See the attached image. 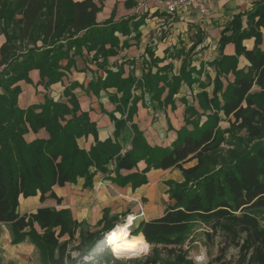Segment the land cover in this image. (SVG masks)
Returning <instances> with one entry per match:
<instances>
[{
    "label": "trees",
    "instance_id": "16d2710c",
    "mask_svg": "<svg viewBox=\"0 0 264 264\" xmlns=\"http://www.w3.org/2000/svg\"><path fill=\"white\" fill-rule=\"evenodd\" d=\"M96 1L103 2L0 0V35L5 37L0 46V223L9 229L11 244H33L41 264H78L79 258L103 237L101 233L117 225L92 231L74 219L68 208L39 207L20 215L19 197L39 192L41 202L52 198L59 204L54 185L84 178V185L90 186L97 171L108 173L118 185L129 183L137 188L147 183L145 173L150 169L174 168L183 180L167 181L168 198L173 202L161 216L150 221L134 220L129 228L131 236L151 246L149 253L126 262L114 258L109 250L93 264H189L183 246L195 222L204 226L206 240L218 239L215 262L226 264V253L234 248V264H264V224L260 220L264 213V48H260L264 0L246 13L245 26L242 15L237 14L221 32L220 55L212 65L216 69L213 93H220L222 101L214 94L209 97L206 91L199 92L196 99L202 111L194 105L186 106L184 121L192 128L181 127L167 147L150 146L132 122V90L141 88L159 108L171 104L181 82H193L189 60L183 59L180 74L170 78V65L154 73L147 69L142 79L123 77L119 66L105 67L107 58L118 50L114 33L124 32V27L122 22L113 23L112 17L105 27H97L95 17L100 6ZM250 38L254 40L252 49L242 44ZM38 41L42 46H36ZM228 43L234 45L233 55L222 52ZM83 49L106 73L90 81L88 88L95 94L116 90L111 102L115 105L113 112L121 116L101 109L114 127L113 138L103 141L96 138L95 124L80 110L71 88L64 89V102L45 96L40 104L26 109L17 106L21 90L16 83L23 80L31 84L30 70L37 69V84L48 88L61 79L62 68L70 69L74 56H82ZM239 56L249 63L246 71L237 69ZM63 60H67L65 65H61ZM229 73L234 78L223 88L220 78ZM253 86L259 88L258 93H251ZM165 88L167 94L161 99ZM208 110L210 113H206ZM218 113L229 123L228 130L218 128L223 120ZM41 129L47 132V138L27 140V134H37ZM242 131L244 135H238ZM88 134L95 141L85 150L77 141ZM125 144L130 148L123 150ZM224 144L229 146L227 156L217 159ZM141 160L146 164L144 170L120 175V170H131Z\"/></svg>",
    "mask_w": 264,
    "mask_h": 264
},
{
    "label": "crops",
    "instance_id": "0c3cea01",
    "mask_svg": "<svg viewBox=\"0 0 264 264\" xmlns=\"http://www.w3.org/2000/svg\"><path fill=\"white\" fill-rule=\"evenodd\" d=\"M164 1L103 0L101 4L95 2L97 6H100L95 17L97 27H105L106 21H109L111 17L113 23L122 22L124 27V32L114 33L117 37L118 50L115 55L107 58L105 67L116 69L119 66L122 68L123 77L132 75L135 79H142L147 69L154 73L157 68L170 65L172 71L168 74L171 76L178 75L183 59H188L191 64L193 83L187 86L181 82L178 93L173 97L176 99L173 106L168 104L159 108L155 104H148L145 101L147 94L141 88L133 91L135 113L132 122L143 133L150 146L160 147L170 146L176 138V131L181 127L192 128L184 121L187 114L185 113L186 103L183 100L188 102L192 99L186 96V93L191 90L193 93L206 90L208 94L211 91L213 77L207 70L211 68L209 63L219 58V39L222 30L237 14L242 15V23L245 26L246 13L261 0H215L208 5L204 14H199L196 9L189 8L179 10L174 15H169L164 11ZM83 32H80L78 36H81ZM261 33L260 48L263 49L264 28H261ZM4 41V35H0V46ZM242 44L252 49L254 40L253 38L245 39ZM36 46L40 47L42 43L38 41ZM108 46L107 44L106 47ZM192 47L194 49H191ZM222 52L225 55H233L235 52L233 43L226 44ZM90 58L84 49L82 56H74V64L68 70L61 69L63 72L61 79L51 84L49 91L43 85L37 84L40 79L38 70H30L28 77L32 84L23 80L16 83L21 90L17 106L20 109H26L30 105L40 104L44 100V94L51 96L55 101L64 102L66 97L63 91L71 85L70 88L77 96L80 110L86 112L89 120L95 124L96 138L100 141L113 138V124L109 116L101 109L107 113L113 112L115 105L111 102V97L116 90L113 88L100 90L98 94H95L88 88L90 81L103 78L106 74L105 70L98 67ZM66 62L67 60H63L61 65H65ZM248 66L247 60L239 56L237 69L246 71ZM226 78L227 81H232L234 74L229 73ZM222 79L225 80L224 77ZM202 83H206L205 88L200 87ZM166 94L167 89L165 88L161 99ZM208 96L212 97L209 94ZM195 98L197 97L194 96L193 99ZM193 105L199 112L202 111L198 108L197 99ZM113 113L116 117L121 116L119 112ZM221 118L224 119V117ZM219 124L222 122L220 121ZM47 136V132L41 129L37 134H27L26 138L32 140L35 137L47 138ZM94 141L93 135L88 134L79 138L77 142L80 148L89 150L94 145ZM129 148V144H125L123 150ZM191 164L192 162L187 163L186 166ZM145 167V162L141 160L131 170H120V175L141 172ZM145 175L147 183L132 188L129 183L123 186L118 185L113 182L108 173L97 171L90 186L84 185V178H77L74 182L65 183L63 186L54 185L52 190L61 199L59 204L52 198H46L41 202L40 194L37 192L36 195L27 198L19 197L17 211L21 215L32 213L39 207L68 208L74 219L85 223L93 231L94 229L104 230L116 219L117 216L111 217L112 214L121 213L123 209H129L132 213H138L141 209L143 214L135 220H152L163 214L166 207L165 205L163 207L164 202L172 203V200L168 198L167 181L181 182L183 177L180 171L174 168L150 169ZM99 182H102L101 186L98 185ZM124 221L125 217L116 225L119 226ZM35 227L38 228L37 225ZM0 264H41L35 246L28 241L11 244L9 229L2 223H0Z\"/></svg>",
    "mask_w": 264,
    "mask_h": 264
},
{
    "label": "rangeland",
    "instance_id": "374dc122",
    "mask_svg": "<svg viewBox=\"0 0 264 264\" xmlns=\"http://www.w3.org/2000/svg\"><path fill=\"white\" fill-rule=\"evenodd\" d=\"M187 62H185V63H187ZM212 63H213V61L211 63H209V67H211V68H209L207 70L209 73H211V75L213 77L211 79V84H212L211 87H212V89H211L210 92H208V94L211 95V96H213V94H214L213 93V89H214V86H215V76H216V69H215V66L212 65ZM182 64H183V61L180 64L178 75L180 74ZM190 67H191V64H190L189 68ZM169 71L170 72L172 71V67L171 66H170V70ZM167 76L170 78L171 76H177V75H171V76H169V74H168ZM226 77H224L225 80L222 79L223 77L220 78V82H221V84L223 86H224V84H227V83H225V81L228 82ZM205 81L207 83V79H205ZM192 83L191 84H187V86L188 85L191 86ZM206 83L205 84L204 83L200 84V87L201 88H203V87L205 88L206 87ZM181 84H180V86H181ZM184 84L186 85V83H184ZM49 87L48 88H45V89L49 91ZM67 87L70 88L71 85L70 86H67ZM192 91L193 90H191L190 92L186 93V96L191 97L192 99H189L188 102H187V100H183L182 99L186 103V106L187 105H193V103L196 102V98L195 99H193V98H194V96L197 97V94L198 93L197 92L193 93ZM203 91H206V90H203ZM258 91H259L258 87L255 86L253 88V90L251 91V93L256 94V93H258ZM214 95L219 99L220 102L222 101V98H221L220 93H216ZM45 96L51 98V96H48L47 94H44V98H45ZM51 99H53V98H51ZM175 100L176 99L173 98V100L171 101V106L174 105ZM149 102L151 103V100ZM154 104H155V106H157L155 102H154ZM206 113H210V110H208ZM218 114L220 115V117H223L221 113H218ZM221 122H222V124H219L218 123V128L220 129V131H226V130H228L229 123L226 120H224V119ZM224 135H225V137L228 136L227 133H225ZM238 135H242L243 136L244 135V132L243 131L242 132H238ZM227 147H229V146L226 145V144H224L222 146V148H220V151L218 152V154L216 156L217 159H220L221 157H226L227 156V150H228ZM169 203H171V202H167V201L164 202L163 203V207H164V205L167 206V204H169ZM128 213H132V212H130L129 209H123L121 213L112 214L111 217H113L115 215L117 217H115L116 219H114L110 224L114 225L116 223H120V222L123 221V218L124 217H125V221H126L127 218H128V215H127ZM108 216H109V211H108ZM260 220H261V223L264 224V213H262L260 215ZM125 221H124V223H125ZM148 221H150V220H148ZM121 225H119V226H121ZM204 230H205V228H204V226L200 222H195L193 224V226L191 227V232H190L191 235L188 236V238L186 239L185 244L183 246V248L187 251V260L190 262L189 264H220V263H217V262L214 261L215 257L218 255V248H219L218 239L216 238L213 241L206 240V238H205V236L203 234L204 233ZM94 231H100V230H95L94 229ZM129 232H130V229H129ZM102 235H104V233H102ZM150 249H151V246L149 245L147 251H145V252H143V253H141L139 255H134V256H115L114 254H112V255H113L114 258H116V259H118L120 261H126V262H130L131 261L132 262V261H137L139 259L144 258L145 255H147L149 253ZM202 252H203L204 259L202 261L197 262L196 257L198 255H201ZM105 253H107V252H105ZM74 254H77L78 255L77 252H74L73 255ZM77 255H74V256H77ZM236 256H237V250L234 249V248H230L227 251L226 256L224 258V260L226 261V264H234V261L236 260ZM80 259H81V257L79 258V260Z\"/></svg>",
    "mask_w": 264,
    "mask_h": 264
},
{
    "label": "clouds",
    "instance_id": "9594fccd",
    "mask_svg": "<svg viewBox=\"0 0 264 264\" xmlns=\"http://www.w3.org/2000/svg\"><path fill=\"white\" fill-rule=\"evenodd\" d=\"M132 217H129L126 223L122 226L110 230L95 245L78 261V264H93V262L101 257L106 251H111L115 255H121L137 250L138 244L142 241L137 237H130L129 228L132 224ZM147 244H143L140 250H147ZM77 255V254H74ZM204 259L203 252L196 257L197 262Z\"/></svg>",
    "mask_w": 264,
    "mask_h": 264
},
{
    "label": "built area",
    "instance_id": "2783aa9c",
    "mask_svg": "<svg viewBox=\"0 0 264 264\" xmlns=\"http://www.w3.org/2000/svg\"><path fill=\"white\" fill-rule=\"evenodd\" d=\"M213 1L215 0H165L163 3V8L164 11L169 15H174L179 10H187L189 8H194L198 11L199 14H204L207 10L208 5H210ZM133 91L134 90H132V92ZM145 101L150 104L148 95H145ZM98 185L101 186L102 182H99ZM128 214H132L134 217H138L143 214V212L140 210L138 213Z\"/></svg>",
    "mask_w": 264,
    "mask_h": 264
},
{
    "label": "bare ground",
    "instance_id": "6f19581e",
    "mask_svg": "<svg viewBox=\"0 0 264 264\" xmlns=\"http://www.w3.org/2000/svg\"><path fill=\"white\" fill-rule=\"evenodd\" d=\"M129 217H132L133 219H132V222L137 218V217H134L132 214H129L128 215V218ZM128 218H127V220H128ZM126 220V221H127ZM126 221H125V223H126ZM124 223V224H125ZM124 224H122V225H124ZM121 225V226H122ZM117 228V227H116ZM115 229V228H114ZM130 233V232H129ZM132 237H134V236H131L130 235V237L129 238H132ZM146 242H143L142 241V243L141 244H138V246H137V250L136 251H134V252H128V253H124V254H121V255H115V256H134V255H139V254H141V253H143V252H145L144 250H140V249H142L143 248V244H145ZM147 244V243H146ZM147 246H149V244H147ZM147 249H148V247H147ZM147 251V250H146Z\"/></svg>",
    "mask_w": 264,
    "mask_h": 264
}]
</instances>
